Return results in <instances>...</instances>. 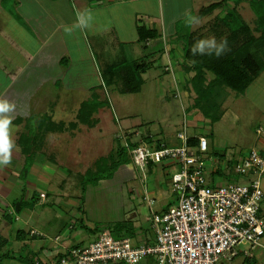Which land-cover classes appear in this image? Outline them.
Returning a JSON list of instances; mask_svg holds the SVG:
<instances>
[{"label":"crops","instance_id":"crops-1","mask_svg":"<svg viewBox=\"0 0 264 264\" xmlns=\"http://www.w3.org/2000/svg\"><path fill=\"white\" fill-rule=\"evenodd\" d=\"M218 1L221 0H6L5 3L0 0V11L3 9L5 14L13 17L18 26L23 28L35 43L30 53L17 61V65L10 74L0 68V98L8 99L16 105L15 111L11 114L16 148L13 150L11 164L0 168V240H2L0 255L7 254L3 256L4 264H27L28 262L53 264L65 248L87 245L95 239L86 244L82 243V238L75 239L78 233L75 236L74 233L80 230H75L72 235L70 229L76 228L74 223L70 225L67 222L63 225L64 228L61 231L65 229L67 234L57 232L55 227L61 226L62 221H58L60 211L57 209L53 211L52 202L49 205H51L53 217L48 218V212L44 211L46 209L40 211L37 217L36 213L33 214L35 205H46L49 203L48 199L50 201L53 199V195L56 196L55 198L58 195L66 198L69 196L67 192H63V183L70 172L69 168L61 166L60 161H57L50 153L41 155L42 153L39 152L43 145L45 150H48L46 145L52 142L49 133L57 138L61 137L57 133L66 132L69 128L64 127L62 130L44 133L40 140V147L36 144L33 147V160L30 166L25 168V154L17 142L19 135L26 128L25 119L30 114H47L54 120L56 117L54 114L59 116L65 114L66 107H73L77 111L83 100L92 96L98 99L104 97L103 92L112 85L103 84L101 75L103 73L109 75L110 69L120 62L144 58L146 53L154 52L150 55L155 59L153 63L156 62V58L164 59L162 63L164 70L168 65L170 69L176 70L177 73L173 70L170 72L175 73V76L190 78L193 71L187 72L181 68L187 62L183 57V46L189 32L192 34L191 42L194 43L197 40L199 34L195 35V31L198 29L196 25L177 26V23L189 13L198 15L199 20L211 15L216 16L215 19L221 17L222 15L218 16L217 13L218 8H223L220 6L206 14H201L203 9ZM86 9H90L93 13L91 28L75 29L70 35L67 34L64 29L74 25L77 14ZM207 15L208 17H205ZM138 26L149 30L154 29L160 36L139 40ZM203 33L204 30L200 34ZM20 39L23 42L27 38L20 37ZM153 41L157 42L156 46H151ZM158 42H161L160 47ZM66 97L72 100L66 101ZM101 108L99 107L98 110ZM97 123L98 120L90 126L94 127ZM80 125L89 126L77 122L73 124V128L79 131ZM133 140L149 145L159 141L168 144L164 139H153L150 135L139 134L138 137H133ZM209 161H211L209 165L212 166L208 168L210 181L215 180L218 183L228 181L231 176L226 175L231 172L223 171V167L217 161L216 164L210 159ZM131 165L137 169L132 163ZM118 167L113 171L112 176L117 172ZM87 169L90 168H84L85 172ZM175 169L176 165L171 161H162L148 164L141 172L145 176L152 177V180L159 179L160 183L168 184L170 174ZM45 173L49 174L47 178L42 176ZM54 175L58 177L61 175L60 187L62 188H57L54 184L48 188ZM112 176L99 179L96 183H88L90 185L86 184L82 195L84 200V194L91 184L92 186L101 185L98 189L99 206L101 204H105L104 207L109 206L110 212L113 213L111 217H115L108 222L125 219L122 208L126 205L121 196L120 185L117 187L108 182ZM130 191L139 193L141 189L132 187ZM147 192L149 195L157 194L161 197L157 189L147 190ZM40 193H44V197H40ZM106 197L108 200L105 199ZM149 199L152 198L149 197ZM29 200H32L31 203ZM26 203L31 209L25 212L23 206ZM172 203H174L173 200H166L160 210L166 209ZM67 206L68 210L81 222L83 216L78 217L77 214L83 212L81 208L83 203L76 208L69 204ZM131 211L129 207L126 220L131 222L134 231L131 236L126 237H130L136 244L153 242L154 233L151 229L150 213L143 216L146 228L141 231L143 222L138 221L134 224L132 220L136 212ZM149 211H152L151 207ZM39 214H43L45 218ZM10 217L12 221H9ZM19 220L20 222L14 225L13 221ZM77 227L82 229L80 224ZM84 229L92 230L85 227ZM32 230L36 233L32 234ZM39 230L52 232V236H45V232L43 235ZM55 237L58 239L55 240ZM258 249L260 250L258 252H261V249ZM16 253L24 255H21L19 259L9 256Z\"/></svg>","mask_w":264,"mask_h":264},{"label":"rangeland","instance_id":"rangeland-1","mask_svg":"<svg viewBox=\"0 0 264 264\" xmlns=\"http://www.w3.org/2000/svg\"><path fill=\"white\" fill-rule=\"evenodd\" d=\"M227 3L230 6L233 1L228 0ZM237 9L250 26L251 32L254 35H259L260 31L256 27L255 15L248 2H241L239 8L237 5ZM224 12V8L217 9L218 16L223 15ZM5 13L3 9L0 11V68L10 74L17 65V61L25 58L33 49L35 43L31 36L18 26L15 19ZM205 17H208V15ZM215 18L216 16L212 15L208 18H202L200 23L196 24L198 30L195 31V35L199 34L197 37H200V39L214 36L217 42L220 41V37L227 38L225 33L224 35L218 34L217 26L219 25L215 24ZM183 22L187 25L186 21ZM184 30L186 31V28ZM202 30H204V33L200 34ZM205 32L207 33L205 34ZM20 37H26L27 39L23 43ZM234 41L235 38L233 37L229 40L232 43H235ZM152 43L151 46H156L157 42L153 41ZM160 45L161 42H158L159 47ZM163 61L164 59L156 58V62L142 73L144 81L139 91L123 93L119 91L116 85H112L104 91V97L100 100H104L105 103H103L97 114H93V117L98 120L97 125L94 127L80 125L81 129L79 131L77 128H73L72 125L78 122L77 111L73 107L64 108L67 111L63 115L54 114L56 117L53 121L55 123L62 122L63 126L69 129L66 132L57 133L61 136L57 138L52 137L53 134L49 133L52 142L46 145L48 150H45L43 145L39 152L42 153L41 155L50 153L52 157L60 161L61 166L64 165L69 168L70 172L63 183V192H67L69 196L66 198L58 195L55 198L56 196L53 195V199L51 201L48 199L49 203L46 205H35L33 214L36 213L35 216L37 217L40 211L46 209L44 211L48 212L49 218L53 217L51 205L53 211L55 209L59 210L60 218L58 221H62V225L55 227L57 232L67 234L65 229L61 230L64 228L63 225L68 222L70 225L74 223L73 225L76 226L75 229H70L72 235L75 230H80V232H75L74 236L78 233L75 239L82 238L84 244L96 238L103 227H108V230L114 236L111 225L118 221L111 220V222H108L110 219L115 218L111 217L113 213L110 212V207L107 205L104 207L105 204L99 206L98 189L101 185L92 186L91 184L89 188L87 187L88 191L86 190L83 200V184L86 179H92V176L85 173L84 168H90L94 171L97 166H101L107 170L110 162L115 161L119 156V145L123 143L125 132L128 138L130 136L131 138L138 137L139 134L150 135L153 139H164L172 145L179 144V140L175 138L177 130L185 129L188 135H203L208 141V150L205 154L210 157L213 163L216 164V161L220 163L223 171L231 172L226 175L231 176L228 180L237 182H242L244 178L235 171V164L250 149H256L264 155V69L242 92L225 88L223 95L217 99L222 115L217 121L211 122L209 118L203 116L199 109L191 106L195 93L190 88L189 78L175 76L177 72L174 68L164 70ZM187 65L189 66L188 63ZM181 68L184 69V65ZM172 70L175 71L174 74L170 73ZM206 77L210 79L212 74L207 71ZM102 90L104 89L102 88ZM65 99L66 101L72 100L70 97ZM59 117L63 120H59L61 119ZM71 123L73 124L71 125ZM183 124L185 128H183ZM135 130L138 132L135 133L137 136L134 135ZM128 133H130L129 136ZM174 141L176 143H173ZM123 154L126 155V152ZM209 163L211 161L207 162L208 168H212ZM48 175V173H45L42 176L47 178ZM55 175L52 177L48 188H51L52 184L57 188H62L60 187L61 175L59 177ZM158 180H152V177L145 176L140 169H135L130 162H124L118 167L117 172L108 182L117 187L120 185L122 190L121 196L126 205L122 208L123 213L125 212L123 215L125 219L119 222L126 221L127 210L130 207V210L136 212L132 222L135 224L142 221L141 231L145 230L143 228H146V222L143 221V216L150 213L149 208L159 211L166 200L174 201L175 196L171 193L169 182L168 184H162ZM260 183L263 199L260 203L259 213L264 220V172L260 175ZM132 187L141 189V192H131ZM152 189L159 190L161 197L157 194L149 195L147 190ZM149 197L152 198L151 203L148 202ZM105 199L108 200L107 197ZM30 201L32 200H29V203H31ZM50 202L54 205L52 203L49 205ZM82 203L83 212L77 214L78 217L83 216L80 222V219L77 220L73 213L68 210L67 205L76 208L77 205L80 206ZM23 209L26 212L31 207L26 203ZM39 215L45 218L43 214ZM9 221H12L11 217ZM18 222L20 220L13 221L14 225ZM140 222L139 224H142ZM78 224L82 226V229L77 227ZM84 227L92 230L86 231ZM67 229L69 230V228ZM39 232L43 235L45 232V236H52V232H42L40 230ZM258 251H260L258 248L252 251V259L239 255L231 260L220 259L213 264H249L248 259L253 260L251 264H264V255L262 251ZM21 255L24 254L16 253L9 256L19 259ZM0 264H4L1 257ZM27 264L32 263L28 262Z\"/></svg>","mask_w":264,"mask_h":264},{"label":"built area","instance_id":"built-area-1","mask_svg":"<svg viewBox=\"0 0 264 264\" xmlns=\"http://www.w3.org/2000/svg\"><path fill=\"white\" fill-rule=\"evenodd\" d=\"M126 134L122 145L140 170L162 161L176 165L169 177L174 203L150 212L154 241L136 244L130 237H114L102 229L87 245L62 250L53 264H213L239 255L251 258L256 248L264 255V220L259 213L263 154L250 149L235 164L242 182L218 183L209 178L208 141L203 135H188L183 129L176 132L179 144L159 141L149 145Z\"/></svg>","mask_w":264,"mask_h":264},{"label":"trees","instance_id":"trees-1","mask_svg":"<svg viewBox=\"0 0 264 264\" xmlns=\"http://www.w3.org/2000/svg\"><path fill=\"white\" fill-rule=\"evenodd\" d=\"M4 1L6 0H2V3H5ZM232 1L233 3L230 6L226 4L227 0L215 2L201 12V14H206L218 6L224 8V14L216 19L215 24L219 25L217 26L219 28L218 34H227L229 51L225 55L218 59L215 56L207 55L200 56V58L199 56H192L190 49L193 43L190 40L192 37L190 32L187 33V39L183 46L184 60L190 66L186 62L184 70L187 72L193 71L192 76L189 78L190 88L195 93L191 106L199 109L203 116L209 118L211 122L217 121L221 116L220 104L217 102V99L223 95L225 88L242 92L264 69V0ZM243 1L248 2L255 15L256 27L260 31L259 35H254L251 32L250 26L237 10V5ZM11 11L13 12V10ZM189 14L198 17L194 13ZM183 21H186V17L180 20L177 26L183 25ZM137 32L139 40L156 38L159 35L154 29H145L143 26H138ZM232 37L235 38V43L229 42ZM221 38L219 39L221 40ZM196 39H200V37ZM151 53H146L145 57L139 60L123 61L114 65L110 69L109 75L106 73L101 75L103 84L116 85L119 91L123 93L139 91L144 81L142 73L155 60L150 56ZM207 71L212 74L210 79L206 77ZM103 103L105 101L98 99L96 96L83 100L76 114L78 122L89 126L96 123L97 119L93 117V114L99 107L103 106ZM25 126V130L19 135L17 142L21 145V151L25 154L24 167L28 168L33 160V147L35 144L37 147H40V140L43 134L47 131L62 130L64 126L62 122L55 123L47 114H30L25 119ZM134 144L130 143L131 146ZM119 147L118 158L110 162L107 170L101 166H97L94 171L87 169L85 173L92 176V179H86L83 188L88 183H96L99 179L110 178L113 171L120 164L130 162L126 147L122 144ZM124 152H126V155L123 154ZM111 226L115 237L131 236L134 231L131 222L127 220L115 222ZM106 229L108 230L109 228L107 227ZM6 255L5 253L0 255V257L3 259V256ZM58 257L59 255L56 259ZM251 259H248L249 264L253 262Z\"/></svg>","mask_w":264,"mask_h":264},{"label":"clouds","instance_id":"clouds-1","mask_svg":"<svg viewBox=\"0 0 264 264\" xmlns=\"http://www.w3.org/2000/svg\"><path fill=\"white\" fill-rule=\"evenodd\" d=\"M93 13L90 9L77 14L76 23L71 27H66L64 31L71 34L75 29H88L92 26ZM198 17L188 14L186 16V24L193 26L199 24ZM192 56H215L217 59L225 55L229 51L227 38H221L217 42L216 38H201L197 39L191 49ZM15 103L5 98H0V168L8 166L12 162L13 150L16 148V143L13 139V124L12 113L15 111Z\"/></svg>","mask_w":264,"mask_h":264}]
</instances>
